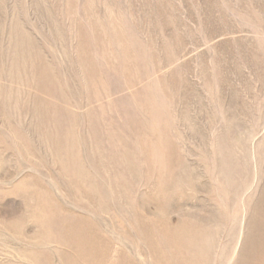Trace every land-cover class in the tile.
I'll return each mask as SVG.
<instances>
[{
	"label": "rangeland",
	"instance_id": "obj_1",
	"mask_svg": "<svg viewBox=\"0 0 264 264\" xmlns=\"http://www.w3.org/2000/svg\"><path fill=\"white\" fill-rule=\"evenodd\" d=\"M0 264H264V0H0Z\"/></svg>",
	"mask_w": 264,
	"mask_h": 264
}]
</instances>
